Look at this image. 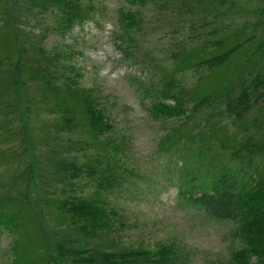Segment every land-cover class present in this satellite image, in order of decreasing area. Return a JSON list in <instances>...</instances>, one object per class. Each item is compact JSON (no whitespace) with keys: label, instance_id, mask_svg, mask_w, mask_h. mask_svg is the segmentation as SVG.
<instances>
[{"label":"trees","instance_id":"16d2710c","mask_svg":"<svg viewBox=\"0 0 264 264\" xmlns=\"http://www.w3.org/2000/svg\"><path fill=\"white\" fill-rule=\"evenodd\" d=\"M125 1L128 6L141 8L152 3L161 9L169 3L183 7L189 3L203 7L205 12L216 11L214 19L224 16L216 6L226 4L223 0ZM22 2L27 4V11L36 9L37 13L53 16L54 26L46 28L45 34L51 30L64 36L95 14L93 0ZM259 3L251 11L256 22L251 24L250 36L243 38L240 28L233 32L231 41L220 38L201 49L177 54L181 60L174 71L191 69V63L198 59L192 64L195 69L204 68L208 73L230 69L234 75L227 84L226 80H215L213 88L201 95L193 89L190 92L171 72L154 79L156 70L152 66L150 84L141 90L143 101L149 100L146 109L154 118L176 122L163 134L158 152H166L180 163L175 178L177 201L211 220L233 225L236 234L247 241L219 264H264V108L260 109L264 103V38L249 55L244 49L254 40V30L264 29V0ZM118 11L115 41L123 59L134 60L141 19L132 10ZM37 36L31 39L17 34L13 60L0 59V80L9 82L17 111L22 109L29 115L33 105L30 99L35 95L38 105L50 107V112L57 115L50 124V135L41 139L44 145L34 144L38 153L35 157L40 151L46 165H25L21 172L27 173L25 178L13 170V187L10 183L7 191H0V234L12 236L9 264H21L17 257L28 237L39 238L40 260L34 264H183L187 256L181 247L163 245L149 250L130 246L119 238L122 223L109 196L118 193L127 174L133 175L128 168V145L114 136V126L101 99L92 89L80 86V75L66 63L72 53L61 48L45 50V35ZM207 47L212 49L207 52ZM238 54L246 57L242 65L236 62ZM202 111L206 120L199 124L195 116ZM225 120L238 130L227 131L232 137L223 134ZM28 128L23 123L19 130L23 138ZM74 134L79 139L69 138ZM61 136L66 137L65 143ZM17 158L22 154L15 153L13 161ZM18 178L21 184L16 186ZM40 191L47 192L52 200L46 211L57 216L56 226L45 227L39 221ZM26 192L36 193L38 198L27 199Z\"/></svg>","mask_w":264,"mask_h":264},{"label":"rangeland","instance_id":"374dc122","mask_svg":"<svg viewBox=\"0 0 264 264\" xmlns=\"http://www.w3.org/2000/svg\"><path fill=\"white\" fill-rule=\"evenodd\" d=\"M93 2L95 14L83 25L78 24L66 35L60 36L51 30L45 34L46 28L54 26L50 13H37L36 9L27 11V4L24 5L22 0H0V59L13 60L18 45L17 34L31 39L38 37L37 34L40 37L45 35L42 44L45 50L61 48L72 53L66 63L80 75V86L92 89L101 99L114 126V136L128 145L127 162L133 175L127 174V181L118 193L109 196V203L118 211V219L122 223L119 238L130 246L149 250L163 245L181 247L187 256L183 264L227 261L243 245H247L246 239L236 234L233 225L211 220L198 209L177 201L175 178L180 163L168 157L166 152H158L161 151L159 143L163 134L176 122L164 117L154 118L146 109L149 100L143 101L141 90L150 84L154 69V79L160 73L171 72L190 88V92L194 90L201 95L213 88L215 80H226L227 84L234 75L230 69L222 68L210 73L204 68L195 69L192 64L198 59L191 63V69L174 71L173 68L181 60L177 54L201 49L207 42L220 38L231 41L233 32L240 28L244 32L243 38L250 36L251 24L256 22L251 11L259 6V0H223L222 3H226L224 7L229 10L225 11L224 7L217 5V10L224 16L215 19L213 15L216 11L205 12L203 7L189 3L184 7L169 3L161 9L158 4L152 3L141 8L128 6L125 0ZM119 9L137 12L141 19L137 35L138 53L134 60L123 59L115 41ZM253 34L254 40L244 48L248 49L247 55L264 38V29H256ZM211 49L205 48L207 52ZM245 50L242 53H246ZM245 58L238 54L236 62L242 65ZM152 66H155L154 69H150ZM8 84L6 79L4 82L0 80V185L4 186L0 191L3 193L10 183L13 187V170L18 177L25 178L27 173L21 174L25 165L27 168L35 163L46 165L40 151V156L35 157L38 155L35 145H44L41 139L46 134L50 135V124L53 118H57L50 112V107L37 104L35 95L30 99L33 105L29 115L22 109L17 111L18 108L13 106V90ZM3 95L7 96L3 98ZM261 108H264V103L260 104ZM205 118L206 112L202 111L196 114L195 121L200 124V120ZM212 119L219 122L218 118ZM225 122L226 129L218 128L232 137L230 133L238 130L230 121ZM23 123L29 127L24 138L19 134ZM61 138L65 143L66 137ZM69 138L79 139L76 134ZM15 153L22 154V158L13 161ZM14 184L19 186L21 179H16ZM43 193L45 191L39 192L40 199L36 193L26 192V195L30 200L38 198L39 221L45 227L48 224L56 226L57 216L46 211L52 200L46 196L47 192L45 196ZM11 240L12 236L6 232L0 234V264H9ZM38 240V237L24 239L17 257L21 264H34L40 260Z\"/></svg>","mask_w":264,"mask_h":264}]
</instances>
